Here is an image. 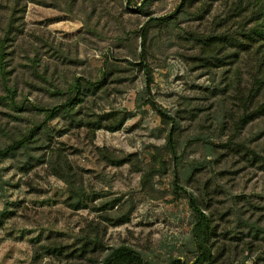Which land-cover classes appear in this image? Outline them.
Returning <instances> with one entry per match:
<instances>
[{
	"label": "rangeland",
	"instance_id": "374dc122",
	"mask_svg": "<svg viewBox=\"0 0 264 264\" xmlns=\"http://www.w3.org/2000/svg\"><path fill=\"white\" fill-rule=\"evenodd\" d=\"M252 3L26 1L0 148L33 134L0 158V264H101L120 245L149 264H192L185 191L213 221L214 264H264V162L252 158L264 157V64L244 36ZM77 79L102 85L48 119L40 109L64 102Z\"/></svg>",
	"mask_w": 264,
	"mask_h": 264
},
{
	"label": "trees",
	"instance_id": "16d2710c",
	"mask_svg": "<svg viewBox=\"0 0 264 264\" xmlns=\"http://www.w3.org/2000/svg\"><path fill=\"white\" fill-rule=\"evenodd\" d=\"M26 1L27 0H0V10L8 11L7 22L4 25L0 26V78L2 80L3 89L5 91L4 96H0V100H4L10 104L13 101L14 91L10 84L11 78V70H8V66L12 60V52L9 50V47L13 45V42L16 39L17 34L19 33L18 27H14V20L16 19L15 15L19 12L21 15L24 13L26 9ZM251 14H250V22L252 26L244 32V36L247 41L251 42V45L255 47L256 53H261L260 57L262 59V63L264 64V0H253L251 5ZM143 35L145 34L142 33ZM230 42L231 41H225ZM242 46V45H241ZM239 49L234 51H230L229 55L224 56L226 59H233L238 56ZM145 43L142 41V53L140 54V66H142L145 70V77L147 80L146 89L149 92V80L150 73L148 72L147 66L145 64ZM223 60V59H222ZM102 85V81L100 84H96L90 81H84L83 79H77L76 83H74L68 89V98L54 106L51 109H40L44 110L47 114L46 117L48 119H53L57 115L62 113H67L69 109H74L75 106L82 102V100L88 95L93 94L100 86ZM262 86L264 87V80L262 81ZM90 92V93H89ZM148 103L158 112L162 121L164 122L167 119V113L164 111L162 107H160L157 103H155L152 99L148 100ZM262 110L263 108L260 106L258 108ZM258 112L256 109L255 113ZM249 118H254V116H246L243 122H246ZM115 123L112 126H107L106 128L110 131L118 130L122 124L124 123V117L116 119ZM101 123L98 122L95 125V128H100ZM33 131L29 133L27 138H23L17 141H13L11 144L0 148V158L9 156L14 154L18 149L22 147H28L32 142ZM168 146H170L172 153H175L173 150V143L171 140V135L168 137ZM252 158L255 160L256 158L262 160L264 162V157H261L257 153H252ZM114 164L120 163L117 159L111 160ZM264 168V167H263ZM187 193L188 202L195 214V221L191 231L192 238L196 244V248L198 251V255L192 264H214L215 256L213 255L212 247L208 243L210 235L214 232V225L212 224V219L208 214H206L203 209L198 204L196 197L188 191ZM101 264H149L145 262L137 252L126 245H120L111 249L108 256L102 261ZM172 264H183L181 261L176 260L172 262ZM246 264V263H242ZM252 264H257L256 261L252 262Z\"/></svg>",
	"mask_w": 264,
	"mask_h": 264
}]
</instances>
